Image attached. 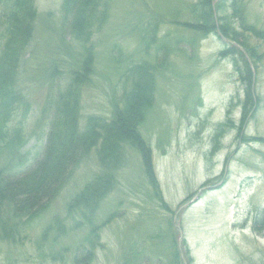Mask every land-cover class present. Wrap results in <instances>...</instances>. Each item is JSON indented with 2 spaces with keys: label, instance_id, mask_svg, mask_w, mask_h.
Here are the masks:
<instances>
[{
  "label": "trees",
  "instance_id": "obj_1",
  "mask_svg": "<svg viewBox=\"0 0 264 264\" xmlns=\"http://www.w3.org/2000/svg\"><path fill=\"white\" fill-rule=\"evenodd\" d=\"M213 1H184V9L191 16L179 25V30L189 35L184 39L172 36L173 31L166 33L179 18L178 8L170 13L161 10L155 17L143 21L139 26L143 59L126 55L125 46L115 44L117 77L116 83L111 84L106 107L103 112L83 117L85 89L97 83L94 37L108 24L115 1L62 0L59 39L64 50H72V62L67 72L55 63H42L47 91L34 124L45 140L41 149L29 157L25 147L29 141L26 124L31 105L24 84L23 63L30 60L27 55L32 56L29 49L35 38L38 12L35 0H0V245L26 246L35 235L31 226L51 209L74 178L76 169L94 157L97 169L80 185L75 183L77 188L64 202V216L49 217L40 233V242L56 252L54 245L81 230L72 264H95L97 250L104 248L103 228L122 216L118 206L102 219L99 213L106 199L120 188L118 173L128 161L129 152L139 156L146 181L139 196L145 206L158 210L150 208L148 214L154 218L163 212L170 215L146 235L141 234V243L150 244V249H137L140 243L133 240V248L124 254L121 264H138L141 255L155 257L145 258L148 264H184L181 249L191 264L185 243L178 244L177 227L172 222L174 210L162 193L154 168L153 148L142 127L156 105L160 79L170 70H176L171 57L185 55L178 44L187 43L193 50L196 38L199 41L212 33L233 42L226 43L217 56L233 64L241 83L246 86L243 97L236 102L242 109L241 122L255 110L257 95L253 91L255 79L251 66L256 70L260 54L253 39L264 42V29L247 22L246 0H218L214 5ZM261 4L264 8V0ZM164 23L169 26L161 29L164 31L161 35L159 31ZM191 34L196 37H191L192 41ZM65 38L71 43H66ZM232 102L228 106L231 107ZM230 128H234V124L227 115L212 136L213 152L219 146V138ZM252 227L258 234L264 231V208L256 212Z\"/></svg>",
  "mask_w": 264,
  "mask_h": 264
},
{
  "label": "rangeland",
  "instance_id": "obj_2",
  "mask_svg": "<svg viewBox=\"0 0 264 264\" xmlns=\"http://www.w3.org/2000/svg\"><path fill=\"white\" fill-rule=\"evenodd\" d=\"M114 1L108 24L94 37L97 83L85 89L83 117L103 112L106 107L111 84L116 83L117 77L114 72L115 44L122 43L126 55L144 58V45L139 43V26L143 21L155 17L161 10L170 13L178 8L179 18L166 29V33L174 32L172 36L182 39L189 37L179 30L181 21L191 19L184 9L185 0ZM261 1H245L246 19L264 29ZM61 4L62 0H35L38 16L35 38L29 49L32 56L27 55L30 60L23 63L24 84L31 105L26 124L29 141L25 147L29 157L41 149L45 140L40 128L34 124L47 91V85L43 84L42 63H55L67 72L72 62V50H64L59 39ZM168 26L162 24L159 34L162 35L164 31L161 29ZM191 37L196 38L191 34L190 41ZM170 38L168 36L167 40ZM225 39L214 33L199 41L196 38L193 50L187 43L178 44L185 55L171 57L176 70H170L160 79L156 105L151 109L142 132L153 148L156 175L166 202L174 210L172 219L176 213L180 246L185 243L191 264H264V231L258 234L252 227L256 212L264 208V42L253 39L260 54L253 88L257 95L256 108L241 122L242 109L236 102L243 97L246 86L241 83L233 64L217 56L229 43ZM64 41L71 43L66 38ZM73 45L78 47L75 42ZM47 68L48 64L45 65ZM230 101H233L231 107L228 106ZM227 115L234 128L225 130L213 152L212 136ZM127 159L118 173L120 188L106 199L99 213L102 219L118 206L122 216L103 228L104 248L97 250L95 264H121L124 254L133 248V240L140 243L137 249L149 250L150 244L141 243V234L146 235L156 224L169 219L170 214L166 216L165 212L155 218L148 214L150 208L155 207L145 206L139 196L146 184L139 156L128 152ZM97 167L94 157L82 163L51 209L31 226L35 233L31 241L26 246L0 245V264L9 261L15 264H72L75 243L82 237L81 230L54 245L56 252L40 242V233L49 217L64 216L65 200ZM203 186L210 188L200 189ZM198 191L194 203L180 207ZM145 258L155 259L154 256L141 255L138 264H148Z\"/></svg>",
  "mask_w": 264,
  "mask_h": 264
},
{
  "label": "water",
  "instance_id": "obj_3",
  "mask_svg": "<svg viewBox=\"0 0 264 264\" xmlns=\"http://www.w3.org/2000/svg\"><path fill=\"white\" fill-rule=\"evenodd\" d=\"M217 0H214L213 1V5H214V3L216 2ZM207 188V187H206ZM197 197H198V193L197 194H195L191 199H189L187 202H185L182 206H181V208L182 207H187L188 205H190L192 202H194L196 199H197ZM180 235H181V233H180Z\"/></svg>",
  "mask_w": 264,
  "mask_h": 264
},
{
  "label": "bare ground",
  "instance_id": "obj_4",
  "mask_svg": "<svg viewBox=\"0 0 264 264\" xmlns=\"http://www.w3.org/2000/svg\"><path fill=\"white\" fill-rule=\"evenodd\" d=\"M253 87H254V83H253Z\"/></svg>",
  "mask_w": 264,
  "mask_h": 264
}]
</instances>
